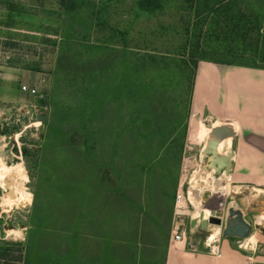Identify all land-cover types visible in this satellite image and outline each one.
<instances>
[{
	"label": "rangeland",
	"instance_id": "374dc122",
	"mask_svg": "<svg viewBox=\"0 0 264 264\" xmlns=\"http://www.w3.org/2000/svg\"><path fill=\"white\" fill-rule=\"evenodd\" d=\"M189 1L145 12L137 0H0V264L168 252L175 196L211 157L201 159L205 124L190 118L194 63L243 55L264 67V0H236L238 36L229 15L197 16ZM44 77L43 99L20 92ZM229 186L215 239L263 261L264 188ZM240 220L246 235L224 236Z\"/></svg>",
	"mask_w": 264,
	"mask_h": 264
},
{
	"label": "crops",
	"instance_id": "0c3cea01",
	"mask_svg": "<svg viewBox=\"0 0 264 264\" xmlns=\"http://www.w3.org/2000/svg\"><path fill=\"white\" fill-rule=\"evenodd\" d=\"M190 118L206 126L227 127L235 134L224 135L233 153L230 185L264 188V69L198 62ZM220 250V256H213L169 248L166 264H264V257L258 261L252 251L236 250L228 240H222Z\"/></svg>",
	"mask_w": 264,
	"mask_h": 264
},
{
	"label": "built area",
	"instance_id": "2783aa9c",
	"mask_svg": "<svg viewBox=\"0 0 264 264\" xmlns=\"http://www.w3.org/2000/svg\"><path fill=\"white\" fill-rule=\"evenodd\" d=\"M46 83L47 81L44 77L40 80L39 84H22L20 92L30 97L43 99L44 94L41 87L45 86ZM194 172L190 175L185 190L179 189L175 196L169 248H182L190 253L202 252L213 256H220L219 238L215 242L209 243L207 237L210 232L207 229L203 230L201 224L205 221L208 227L214 226L215 224L211 222L213 219L221 223L225 217L224 215L227 213H225L226 202L220 201L219 198L221 196L217 193L208 191L206 197H203L200 191L194 189L191 184ZM194 193L198 194V198H195ZM198 205L209 211V216L206 219L195 215ZM192 221L196 222L194 227L191 226Z\"/></svg>",
	"mask_w": 264,
	"mask_h": 264
},
{
	"label": "trees",
	"instance_id": "16d2710c",
	"mask_svg": "<svg viewBox=\"0 0 264 264\" xmlns=\"http://www.w3.org/2000/svg\"><path fill=\"white\" fill-rule=\"evenodd\" d=\"M164 1L165 0H137V5H138V8H141L142 11L147 12L149 7H151V6L160 7L161 5H163L165 3ZM194 2H195V5L193 4ZM194 2H192V0H190L189 4H191L190 8L192 11H194L197 14V16H201V15L209 14V13L227 14V15H229V21H231L232 23L235 24V29L233 31V32H235L234 36H238L242 32V30H239V28L241 29V25L245 24L244 23L245 20L243 19V17L240 15V13L238 11L236 0L231 1L230 3L225 5L224 7L220 6V3L222 2V0H195ZM253 26L255 28H257V30H261L262 26H261V21L259 18H257L256 24H254ZM233 41L234 42H242V40H240V39L239 40L234 39ZM236 56H239V57H237V58L231 57L230 60L203 58L201 61L211 62V63H215V64H221V65H228V66L264 69V67H260L256 63L247 64L245 61H243L244 60L242 57L243 55H241V56L236 55ZM126 63H127L126 64L127 74L133 75V73L136 74V72H138V70L136 69V66L138 65L136 58L128 60ZM197 65H198V62H195L194 66H193L192 88H193V84H194ZM115 69H116L115 66H111V67L107 68L106 71L105 70L101 71L99 76L101 78L105 77V76L107 77L110 73H113L112 71L115 72ZM101 78H100V80H102ZM125 86H128V88H132L127 83L124 85V87ZM191 94H192V91H191ZM41 102H43V101H41ZM190 105H191V96H190V101H189V106ZM7 132H8V130L4 129V130L0 131V135H5ZM24 154H26L25 149H24ZM167 239H168V235L166 234L163 237V240L165 243L167 242ZM166 257H167V252L164 254V257L161 260H160V258H155V259H150V260L134 261L132 264H166Z\"/></svg>",
	"mask_w": 264,
	"mask_h": 264
},
{
	"label": "bare ground",
	"instance_id": "6f19581e",
	"mask_svg": "<svg viewBox=\"0 0 264 264\" xmlns=\"http://www.w3.org/2000/svg\"><path fill=\"white\" fill-rule=\"evenodd\" d=\"M208 126L205 125V128L202 130V140L206 144V149L208 147L209 141L212 139H216L213 135V131L215 129H220L218 124H214L209 127ZM217 141H218L217 149L215 150V153L211 155V157L206 155L205 153L206 150L201 152V159L205 161L209 157L207 159L208 162H206L204 169L195 171L192 176L191 184L193 185L194 189H196L197 191H200L203 197H206L208 191L217 193L221 197L226 196L229 193V187H230L229 186L230 184L228 183L229 175H227L223 171V175H222L223 179L221 180L219 179V176L221 174L219 175L218 171H220L223 167L221 161L223 159H226L228 155L231 154L230 139L220 134V137L217 139ZM224 180H227V181L224 182ZM194 196L195 198H198L197 193H194ZM12 202H19L20 204L21 203L23 204V201H21L16 196L14 197ZM195 215L199 217L202 216V219H206L209 216V211L203 207H200V205H198ZM217 229H218L217 225H214V226L211 225L207 228V230L210 232V234L207 237L209 243H213L216 241L215 238L217 236L215 232ZM7 234L9 236L14 235L16 237H19L22 235V232L21 230H15V229L10 228L8 229ZM252 240L253 242H256L255 238H253Z\"/></svg>",
	"mask_w": 264,
	"mask_h": 264
},
{
	"label": "water",
	"instance_id": "95a60500",
	"mask_svg": "<svg viewBox=\"0 0 264 264\" xmlns=\"http://www.w3.org/2000/svg\"><path fill=\"white\" fill-rule=\"evenodd\" d=\"M42 118L41 113L37 114L36 119L40 120ZM220 134L223 135H230L231 137H234L235 134L227 127H222L220 129H215L213 131V135L216 139H212L209 141L208 147L205 151L206 155L211 156L215 153V150L217 149V145H218V141L217 139L220 137ZM9 152V151H7ZM233 153H231L230 155H228V157L226 159H223L222 162V169L220 171H218V174H221L223 171L229 175L230 172V166H231V156ZM213 224L218 225L220 224V221L213 219L211 221ZM196 224L195 221L191 222V226L194 227ZM245 222H243L242 220H240V226H238L237 228H232L231 226H228L226 228V230L224 231V236H230V237H243L244 235H246V231H245ZM201 228L203 230L207 229V222L203 221L201 224Z\"/></svg>",
	"mask_w": 264,
	"mask_h": 264
}]
</instances>
